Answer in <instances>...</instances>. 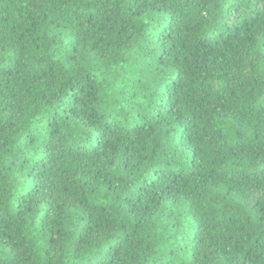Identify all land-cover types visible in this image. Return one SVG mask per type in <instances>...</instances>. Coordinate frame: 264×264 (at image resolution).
<instances>
[{"label": "trees", "instance_id": "16d2710c", "mask_svg": "<svg viewBox=\"0 0 264 264\" xmlns=\"http://www.w3.org/2000/svg\"><path fill=\"white\" fill-rule=\"evenodd\" d=\"M0 264H264V0H0Z\"/></svg>", "mask_w": 264, "mask_h": 264}]
</instances>
